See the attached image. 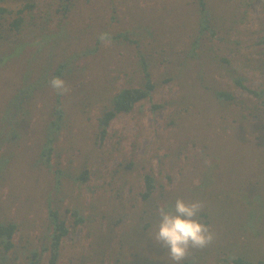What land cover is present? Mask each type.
<instances>
[{"label":"rangeland","instance_id":"rangeland-1","mask_svg":"<svg viewBox=\"0 0 264 264\" xmlns=\"http://www.w3.org/2000/svg\"><path fill=\"white\" fill-rule=\"evenodd\" d=\"M208 1L216 14L230 19L225 24L229 32L223 31L210 40L203 39L201 48L194 49L193 41L196 38L199 21L196 0H78V8L71 12L69 22H65L66 26L62 30L60 22L63 15L55 11L58 1L36 0L40 7L32 9V16L29 14L26 17L27 28L23 29L21 35L11 38V42L16 39V44L24 43L25 53L11 52V59L0 67V105L1 107L7 105L12 97V91H17L25 76L29 75L27 59L30 53L34 59L31 66L37 75L43 61H53L56 67L69 62L68 65L74 71L65 75L69 77L66 80L69 91L61 100L68 109L69 121L79 122L82 130L78 134L76 127L75 147L65 142L64 132L61 134L60 146L66 147L65 150L69 151V154H62L60 159H51V163L55 165L52 172L44 165H38V159H27L29 156L26 150L24 151V147L36 143L39 134L28 133L25 140L17 148H13L20 159H11L9 169L5 172L6 180L0 179V205L4 204L3 208L0 206V210L8 209L17 221H21L19 231L14 237V244L19 248L24 244L26 248H20L19 255L24 251H27L25 254L28 255L31 250L41 248L42 243L48 244V241H42L46 229L43 228L48 223L49 215L47 195L44 191L37 190L43 186L47 190L52 187L50 192L54 200L53 206L63 203L60 211L66 216L67 225L70 226L68 235L61 243L57 264H114L117 261L121 264L129 261L143 264L147 259L143 257L165 256L167 250L151 238L158 225L154 226L150 237L140 239L138 234L140 215H143L146 209L155 208L156 211L157 206L164 205V201L158 200L162 187L172 201L170 196L178 191L181 184L185 181L193 182L195 173L193 161L195 157L202 158L203 152V146L196 144L192 138L193 127L205 117V113L211 117L217 116L210 113L208 105L202 110L190 105L184 106L183 95H187L189 100L192 94L190 98H198L197 101L200 103L202 100L210 99L203 83L212 85V78H216L220 89L230 91L242 102L238 105L233 104V109L242 110L245 102L247 108L244 112L250 116L249 109L255 105L248 92L229 81V73L224 69H221V72L225 76L220 77L212 64L213 70L201 66L202 83L197 76L189 78L191 71L180 75L179 61L185 65L191 66V63H194L200 66L202 59L200 57L207 55V50L213 46L215 53H223L231 60L233 66L240 67V75L247 79L244 86L254 90L264 86V75L255 70L256 66L253 63V60H264V32H260L259 25V22L264 20V0L251 4L246 9L248 21L244 20L236 27L232 21L242 19L241 14L245 11V8L238 6V1L237 3L233 0ZM49 4H54L52 13L48 12ZM235 12H239L238 16ZM155 19H158V22L163 21L165 29H169L171 21L177 19V29L168 30L167 37H160L158 44L153 43L150 36L141 38L143 31L147 30L149 33V28L159 29L160 33H163L158 24H155ZM182 22L186 23L183 27ZM46 30L54 33L48 31L45 34ZM101 33H108L112 37L127 33V38L115 39L116 42L111 40L110 46L102 43L98 53L83 58L82 47L86 52L98 45ZM220 36L232 41L238 40L241 44L235 46L225 41L221 43ZM43 38L49 39L45 45L42 43ZM190 51L193 52V56H190ZM4 52L8 53L9 48L1 49V56ZM145 59L146 68L142 64V60ZM83 64L87 66L86 69L78 68ZM147 76L155 85L152 97L137 104L133 111L119 114L110 123L103 137L98 118L104 111L102 107L107 105V97L125 86H142ZM30 77L36 82L37 77L34 73ZM181 80L186 86L191 80L192 88L184 89L179 83ZM55 93L52 88L47 91L48 106L53 102ZM77 107H81L83 111ZM188 110L191 113L187 114ZM35 115L37 119L28 129L35 127L42 132L43 127L38 123V118L43 116ZM222 115L223 117L220 116L222 128L214 129L213 133L215 138L230 140L224 143L228 148L226 151L229 152L231 141L234 140L233 129L240 123H235L234 128H231L232 126L227 124L231 119L225 113ZM250 118L251 123L258 122L256 118ZM195 127L197 132L199 126ZM224 128H227L225 132ZM6 147L10 146L6 143L1 145V150L4 152ZM230 156H233V151H230ZM22 157L24 159H21ZM252 160L254 163L257 161ZM129 162L134 163L131 170L126 169ZM58 167L68 170L76 177L75 179L83 174L84 169H88L90 178L86 183L62 179L63 187L56 193L53 172ZM149 172L152 173L158 187L153 194L152 204L142 202L140 195V192L145 190L144 176ZM36 178H39L37 187ZM28 181L32 184L31 189ZM205 182L207 186L210 185L207 179ZM25 183H28L26 187ZM197 183L196 180L194 184ZM217 188L215 185L213 189ZM35 192L36 194L30 195ZM195 192L197 194L200 191L197 189ZM186 196L188 197L186 202H191L199 200L198 197L202 195L201 193L198 197L193 195V199L189 195ZM178 198L183 199L182 196ZM205 203L213 205L209 215H213L214 221L216 216L228 217L229 213L225 209L216 210V204L219 203L217 199H212L210 203V199L205 197ZM67 209L69 212L66 213ZM26 210L27 214L24 215L21 211ZM76 211L86 218V222L73 226L75 222L73 215L77 213ZM114 220L119 224L113 228ZM7 221L1 212L0 222L8 224ZM260 250L264 252L262 248ZM196 251L192 250L193 253ZM199 255V259L195 260L196 264L203 263L200 261L203 254ZM215 256L214 253L208 259L205 257L204 262L213 264ZM48 259L49 253L42 263L48 264ZM9 260L7 259V262ZM17 263L24 264V256H20Z\"/></svg>","mask_w":264,"mask_h":264},{"label":"trees","instance_id":"trees-1","mask_svg":"<svg viewBox=\"0 0 264 264\" xmlns=\"http://www.w3.org/2000/svg\"><path fill=\"white\" fill-rule=\"evenodd\" d=\"M57 1L58 4L55 11L63 15L60 22V30H62L63 27L66 26L64 25L65 22H69L71 12L78 8V0ZM233 1L236 3L238 1V6L245 8V11L241 14L242 19H239V21L236 19L234 22L232 21L233 26L236 27L237 25H241L244 20L248 21L246 9L259 0ZM196 2L198 5L199 21L197 24L198 29L196 38L193 41L194 49L196 47L201 48L203 39L210 40L211 38L217 37L218 34L223 31L229 32L225 24L230 20L227 17L223 18L221 15L216 14L208 0H196ZM53 6L54 4L48 5V12L52 13ZM39 7L40 4L36 2V0H0V67L5 65L8 59H11V52H19V54L25 53L26 46L23 45L24 43L20 44V42L16 44V39L11 42V38L21 35L23 29L27 28L26 17L29 14L32 16V9H39ZM235 13L238 16L239 12ZM160 17L162 16L160 15ZM176 20L177 19H173L171 21V27L165 29L164 22H158L159 20L157 19L155 24H158L163 33L161 34L159 29L153 30L149 28V33L147 30L143 31V37L141 38H148V36H150L149 38H151L153 43L158 44L160 37H167L168 30L177 29ZM185 25L186 23L182 22V27ZM259 25L261 26L260 32H264V20L260 21ZM48 31L50 30H46L45 34L48 33ZM49 33L54 32L50 31ZM51 36L57 35L51 34ZM110 37L112 41L116 42V40H119L121 37L126 39L127 33L117 37H112L110 35ZM48 40V38H43L42 43L45 45ZM220 40L221 43L225 41L235 46L241 44L238 40L232 41L224 39V36H220ZM98 41V45L86 52L82 47L84 54L80 55L86 58L89 54L94 55L98 53L102 45V42L100 40ZM3 48H9V52H4V55L1 56V49ZM215 51V48L210 46L207 50V55L200 57L202 58L200 66L194 63H191V66L185 65L183 64L184 62L179 61V74L185 75L191 71L189 78L197 76L203 83V78L200 75L201 66L207 67L210 70H213L214 66V70L219 73L220 77L225 76V74L221 72V69H224L229 73V81L232 84L234 83L238 88L248 92L254 99L253 102L255 105L249 109L250 116H247V112H244L247 108L245 102L243 103L244 108L242 110L238 108L233 109V104L238 105V103L242 102L238 101L230 91L220 89L218 81L216 78L212 77V85L203 83L204 87L207 88L205 90H207L208 95H210V99L202 100L200 103L197 101L198 98H190L192 94L189 96L190 101L187 99V95H183L185 98L184 106L190 105L195 109L202 110L208 105L211 109L210 113L217 116L211 117L210 114L205 113V117L201 118V121L193 127L194 137L192 138L195 139L196 144H201L203 146L202 158L195 157V159L200 160L197 161L194 159L193 161L195 170V173H193V182L187 183V181H185L181 184L178 187V191L174 193L173 196H170L172 201L169 200L165 193V189L162 187V192L158 195V200L164 201V205L170 206L174 205V201H176L179 196H182L184 201H186L188 198L186 195H189L191 199H193V195L195 197H198L200 193L202 195L198 197V199L204 203V208L199 214L198 219L211 228L216 234V238L211 245L202 249V251L197 250L195 252L196 254L191 252L188 258L182 261L181 264H196L195 260L199 259V254H203L200 261H203L202 264H206L207 262H204L205 257L208 259V257L214 253L216 256L213 264H264V252L260 250V248H262L264 251V86L257 90L244 86L247 79L240 75V67L233 66L231 60L223 55V53L219 54L215 53ZM190 56H193L192 51H190ZM27 60L29 75L25 76L21 87H19L17 91H12V97L7 102V105L3 107L0 105V129L3 128L0 130L1 180H6L7 178L5 172L9 169L8 166L11 159H20V157H18L19 154L15 152L13 148H17L21 142L25 140L28 133H37L39 135L34 145L30 143L24 147V151L26 150L29 156L27 159H38V165H44L48 171L52 172V168L55 167V165L51 163V159H60L62 154H69V151L65 150L66 147L60 146L61 134L64 132L63 139L65 142L70 143L71 147H75L77 141L75 139L76 127L78 128V134H80L82 130V126L79 122L69 121L70 117H68L67 114L68 109L61 100L63 95H56L55 93L53 102L51 105H47L49 103L47 91L51 88L49 81L53 77H59L65 81L69 79V77H65V75L74 71L68 65L69 62L68 64H59L56 67L52 63L53 61H43L37 75V73H35L36 71L32 69L34 67L31 66V63L34 61L31 53ZM253 63L256 66L254 67L255 70L260 71L261 74L264 75V60H253ZM142 64L144 68L147 67L146 59L142 60ZM78 68L84 70L87 66L83 64ZM32 73L37 77L35 79L36 82H33V78L30 77ZM179 83L184 89L191 87L192 84L191 80L186 83L187 86L182 84V80L179 81ZM154 91L155 85L151 78L147 76L142 86H125L119 88L118 92L114 95L107 97V105L102 107V111H104L100 118H98V124L101 127V134L103 137L107 133L110 123L119 114L133 111L137 104L151 98ZM77 108L83 111L81 107ZM188 111L187 114L191 113ZM222 113H225L228 118L231 119L230 122L227 123L228 126H232L231 128H234L233 126L235 123H240L238 127L233 129L234 140L231 141L229 152L226 151L228 148H226V144L224 143L230 140L226 141L221 137L215 138V134L213 133L214 129L222 128L220 124V116L223 117ZM35 114H38L39 117L43 116L38 118V123L43 127L42 132L35 129V127L28 129L29 125L37 119ZM250 117L256 118L258 122L251 123ZM195 126H199L197 132ZM226 130L227 128H224V132ZM5 143L10 147H6L3 152L1 150V145ZM230 151H233L232 157L230 156ZM69 156L70 155H68V157ZM21 159H24V157ZM252 159H257L256 163H254ZM133 168L134 163L132 162H129L126 166L128 170ZM53 174L54 190L56 193L63 187L62 179H70L69 181L71 182L79 181L80 183H86L90 178L88 169H84L83 174L77 179H75L76 177H73L68 170L60 167H58ZM144 177L145 190L140 192L141 199L144 203L152 204L153 194L158 187L156 186V181L151 172L145 174ZM205 178L207 182L210 183L209 186L206 185ZM38 180L39 178L35 180L36 187L38 186ZM196 180L198 183L194 184ZM28 183L31 189L32 184L29 181ZM28 183H25L24 186L26 187ZM53 183L51 186H53ZM215 185L218 186L217 189H213ZM51 188L52 187L48 188V190L45 187L43 188V186L42 188L41 186L37 188V190L39 189L41 192L44 191L47 195L46 199L48 202L49 215L47 218L48 223L45 224L43 228L46 229L45 237H43L42 241H48V244L44 245V243H42L41 248L31 250L28 255L25 254L27 251L19 255L20 250L26 248L24 244L22 246L20 245L21 249L17 244H14V237L19 231L21 221H17L16 217H14L8 209H2L4 204L0 205L2 206L0 213L2 212L3 217L8 219V224L0 222V264H4L5 260L7 262V259L10 260L7 263L5 262V264H18L17 261L20 260V256H24V264H44L42 262L44 257L47 256V253H49L48 264H57L60 256L61 243L68 235L70 226L67 225L66 216L60 211L63 203L53 206L54 200L50 192ZM197 189H199L200 192L196 194L195 191ZM36 192L30 195H34ZM205 197L210 199V203H212V199H217L219 203L216 204V210H220L221 208L225 209L229 213L228 217L221 218L216 216V220L214 221L213 215H209V211L213 209V205H207L205 203ZM220 201L222 203H220ZM158 207L159 206L156 208L158 209ZM27 211L28 210L21 212L26 215ZM67 212H69V209H67L66 213ZM76 212L77 213L73 215L75 220L73 226H78V224L86 222V218L79 211ZM140 216L141 221L139 223L138 234L141 240H145L147 237H150L149 234L154 229V226L159 224L160 217L158 211H155V208L144 210V214ZM117 221L120 222V219ZM117 221L114 220L112 223L113 228L119 224L116 223ZM124 242L125 239L122 240L123 244ZM220 256L221 258H219ZM143 258H147L143 264H173L172 261L167 260L166 254L163 258ZM132 263L133 262L129 261L125 264ZM114 264L121 263L117 261Z\"/></svg>","mask_w":264,"mask_h":264},{"label":"clouds","instance_id":"clouds-1","mask_svg":"<svg viewBox=\"0 0 264 264\" xmlns=\"http://www.w3.org/2000/svg\"><path fill=\"white\" fill-rule=\"evenodd\" d=\"M98 39L105 46L111 44L108 33H101ZM67 84L59 77H53L49 81L50 87L58 95H64L69 91ZM203 208L202 201L186 202L180 198L174 205L158 207L160 222L151 238L167 250L166 256L173 264H181L192 250H202L215 240L216 234L198 219Z\"/></svg>","mask_w":264,"mask_h":264}]
</instances>
